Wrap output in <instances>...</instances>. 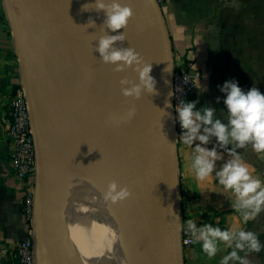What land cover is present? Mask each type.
<instances>
[{
	"label": "water",
	"instance_id": "obj_1",
	"mask_svg": "<svg viewBox=\"0 0 264 264\" xmlns=\"http://www.w3.org/2000/svg\"><path fill=\"white\" fill-rule=\"evenodd\" d=\"M15 15L14 41L26 92L36 173L34 200L49 203L54 173L49 159L42 101L37 87L29 37L35 34L65 59L99 105L108 121L110 155L123 168L120 179L131 205V231L141 254L140 264H183L180 243L178 152L171 104L174 59L159 5L155 0H119L132 9L125 26L108 28L96 0H8ZM110 4L111 0H104ZM113 48H132L138 62H106L98 51L103 36L121 35ZM121 67L117 69L116 65ZM150 65L153 88L141 82L138 69ZM139 86L138 94L123 89ZM34 204V202H33ZM55 207L39 214L37 225L54 217Z\"/></svg>",
	"mask_w": 264,
	"mask_h": 264
},
{
	"label": "crops",
	"instance_id": "obj_2",
	"mask_svg": "<svg viewBox=\"0 0 264 264\" xmlns=\"http://www.w3.org/2000/svg\"><path fill=\"white\" fill-rule=\"evenodd\" d=\"M3 0H0V264H19L14 256L17 243L26 236L33 238L34 224L22 213V194L29 178L15 176L10 166L11 143L8 125V102L19 85L17 45L4 24ZM169 35L174 62L190 58L200 71L197 87L188 103L203 114L213 110V119L228 125L229 112L224 103L226 81H235L243 90L255 87L264 93V0H164L159 6ZM204 125L198 130L203 133ZM215 149L218 159L209 177L198 180L191 169L195 146ZM180 214L182 223L192 220L199 229L205 224L232 231L243 228L257 235L261 247L235 249L217 239V252L209 257L202 240L182 248L183 264H220L227 252L235 249L248 264H264V207L248 221L243 209H237L236 195L219 183L216 173L238 154L252 175L264 183V153L256 152L251 142L238 146L233 140L221 145L209 134L206 143L193 139L191 145L177 146ZM196 198V199H195ZM227 264H242L229 260Z\"/></svg>",
	"mask_w": 264,
	"mask_h": 264
},
{
	"label": "bare ground",
	"instance_id": "obj_3",
	"mask_svg": "<svg viewBox=\"0 0 264 264\" xmlns=\"http://www.w3.org/2000/svg\"><path fill=\"white\" fill-rule=\"evenodd\" d=\"M29 40L54 173L51 188L55 197L48 204L42 202V212L60 205L62 219L57 224L61 234L87 264H140L141 254L131 231L130 203L126 197L114 202L105 195L111 182L117 190L124 188L120 182L124 170L108 152L109 123L99 113L86 84L74 77L72 66L35 34ZM56 105L62 112L65 173L54 165L56 147L49 137L50 132L54 134Z\"/></svg>",
	"mask_w": 264,
	"mask_h": 264
},
{
	"label": "clouds",
	"instance_id": "obj_4",
	"mask_svg": "<svg viewBox=\"0 0 264 264\" xmlns=\"http://www.w3.org/2000/svg\"><path fill=\"white\" fill-rule=\"evenodd\" d=\"M99 9H104L108 28L111 30L120 29L128 22L132 15V9L127 4H122L119 0H111L110 4H105L104 0H96ZM121 35L103 36L98 43V51L102 59L106 62L115 63L122 61L124 65L138 62V56L132 48H113L112 43L117 39H122ZM117 69L121 67L116 65ZM150 65L145 64L138 69V75L142 84L148 89L153 88V78L149 75ZM139 86L123 89L125 95L138 94ZM222 91L226 92L224 103L230 114L228 125L222 123L219 119H213V110L206 108L201 114L199 111H193V103H184L177 110L181 127L186 129L183 135V144L191 145L193 139L206 143L209 134L215 135L217 140L227 144L233 140L238 146H243L246 142H251L252 148L258 153H264V93H261L255 87L246 92L243 91L235 81H226ZM201 123L211 125L204 127L203 133L198 130ZM195 155L191 158V169L198 180H204L209 177L214 168V162L218 159L215 149H207L200 144L195 146ZM219 177V183L225 189H231L237 199L234 207L243 209L242 219L248 221L254 218L264 207V183L261 179L252 175L249 165L241 159L238 154L227 161L223 167L216 173ZM106 197L112 201L123 199L128 195L125 188L117 190L115 182L108 185ZM187 227L191 230L192 238L202 240V249L207 256L212 257L217 252V239L227 242L231 246L235 240V249H244L247 247L251 251L260 249L261 244L257 235L252 231H245L243 228H234L232 231L221 230L210 224H205L199 229L196 228L192 220L187 221ZM235 249L227 252L220 260V264H227L229 260H241L242 264H248L247 260L239 257Z\"/></svg>",
	"mask_w": 264,
	"mask_h": 264
},
{
	"label": "built area",
	"instance_id": "obj_5",
	"mask_svg": "<svg viewBox=\"0 0 264 264\" xmlns=\"http://www.w3.org/2000/svg\"><path fill=\"white\" fill-rule=\"evenodd\" d=\"M155 1L160 6L164 0ZM200 76L195 60L181 59L173 64L170 98L173 111L174 139L177 146H188L183 144V135L186 129L181 127L177 109L182 104L189 102ZM7 114L6 133L12 146L9 158L10 166L18 178L30 179L22 194V213L28 219L33 211L36 163L28 100L25 89L19 85L8 102ZM194 240L191 230L181 222L180 243L182 248L190 246ZM14 256L19 264H34L31 237L26 236L17 243Z\"/></svg>",
	"mask_w": 264,
	"mask_h": 264
},
{
	"label": "rangeland",
	"instance_id": "obj_6",
	"mask_svg": "<svg viewBox=\"0 0 264 264\" xmlns=\"http://www.w3.org/2000/svg\"><path fill=\"white\" fill-rule=\"evenodd\" d=\"M2 11H3L4 24L8 27V34H10L12 39H14L13 25L15 21V15L12 9L11 2H9L8 0H3ZM17 57H18V65L16 72L20 80L19 87L24 88L22 70L19 64V56L17 55ZM57 107L58 106L56 105L55 115H54V120H55L54 134L50 132L49 137L51 140L54 141L53 143L56 147L55 154L53 155L54 165L63 172L65 166V150H64L65 145L62 144L64 142L63 139L64 129L61 125V122L59 121L61 119L62 112L59 110V108L57 109ZM44 118H45V122H47L46 117ZM63 173H65V171ZM42 206L43 204H41V200L36 198V200H34L31 217L27 219L29 220L31 218L33 220L34 229H35L32 238L34 264H40L43 258H45V256L46 258L43 261L44 264H82L83 261L86 259L82 258L80 253L76 252L73 249V245L70 244L69 241L67 242L66 238L63 237V235L61 234V231L63 230L57 224L62 219V211L60 205L57 207L58 213L54 215V217L47 219L44 222L45 224H43L42 222L40 225H37L36 220L38 219L39 214L42 213V209H41ZM43 211L46 212L44 209ZM83 264H87V262L84 261Z\"/></svg>",
	"mask_w": 264,
	"mask_h": 264
}]
</instances>
